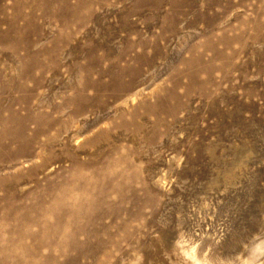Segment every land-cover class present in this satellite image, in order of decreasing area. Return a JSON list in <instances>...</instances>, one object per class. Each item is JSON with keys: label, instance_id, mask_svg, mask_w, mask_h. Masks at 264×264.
<instances>
[{"label": "rangeland", "instance_id": "rangeland-1", "mask_svg": "<svg viewBox=\"0 0 264 264\" xmlns=\"http://www.w3.org/2000/svg\"><path fill=\"white\" fill-rule=\"evenodd\" d=\"M62 186L94 207L74 241L34 211ZM156 236L264 264V0H0V264H147Z\"/></svg>", "mask_w": 264, "mask_h": 264}, {"label": "bare ground", "instance_id": "bare-ground-1", "mask_svg": "<svg viewBox=\"0 0 264 264\" xmlns=\"http://www.w3.org/2000/svg\"><path fill=\"white\" fill-rule=\"evenodd\" d=\"M70 190H72L70 187L62 186V188L58 189L57 191H49V201L51 202L47 206L44 204L38 205V207H36V210L34 211L53 218L55 226L57 227V231L65 233L66 237L70 241H74L76 235L86 236L88 234V229L79 227L81 222L83 221V217L81 216L82 218H80L77 216V214H79V212H77L78 208L80 207V211L83 216L90 217L92 211L94 210V207L92 206L93 203L91 202L94 201L95 197L94 194L89 192L88 189H84L83 187L80 197L83 200H88L91 203V206H83L80 201L74 200L69 196ZM63 225L64 227H62ZM152 241L153 245L151 249L149 247L148 254L146 255V257H142V259H144L147 264H196L194 260L185 259L180 256L174 249L169 248L159 237H154ZM75 245L78 248L84 247L85 244L83 243L81 245ZM260 245L254 247L255 252L259 251ZM101 246L102 242H97L94 248L91 249L90 247H87L91 249L89 251V254L92 251L94 252L95 249Z\"/></svg>", "mask_w": 264, "mask_h": 264}]
</instances>
